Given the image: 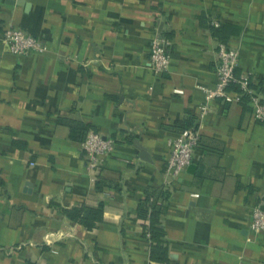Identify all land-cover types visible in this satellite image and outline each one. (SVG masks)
Here are the masks:
<instances>
[{
	"label": "crops",
	"instance_id": "1",
	"mask_svg": "<svg viewBox=\"0 0 264 264\" xmlns=\"http://www.w3.org/2000/svg\"><path fill=\"white\" fill-rule=\"evenodd\" d=\"M5 27L47 50L13 54ZM156 34L169 41L162 74ZM220 42L264 100V0H0V264H264V231L250 229L264 124L250 104L207 101ZM192 123L200 143L170 181L168 142ZM84 127L116 141L96 181ZM81 207L102 217L91 227L69 214Z\"/></svg>",
	"mask_w": 264,
	"mask_h": 264
},
{
	"label": "built area",
	"instance_id": "2",
	"mask_svg": "<svg viewBox=\"0 0 264 264\" xmlns=\"http://www.w3.org/2000/svg\"><path fill=\"white\" fill-rule=\"evenodd\" d=\"M219 26V22H212ZM3 39L8 43L9 49L16 55H28L33 52L43 53L47 50L45 43L38 37L26 31L13 27H5ZM150 65L157 73H164L169 69L170 50L169 41L161 34L153 37L150 52ZM239 62V52L229 47L224 42L218 43L217 75L218 83L214 88H204L207 101L220 98L234 101H241V94L238 92L230 95L229 87L232 84L238 85L239 89L251 95L252 116L255 121L264 124V100L257 91L250 87L251 74H236ZM182 93V90H176ZM209 111L208 106H203L201 116ZM201 134L198 125L179 132L168 142L170 155L166 162L165 173L170 181L176 180L180 174L192 163L195 151L200 143ZM116 141L112 137H105L97 131H90L82 142L84 152L88 159V167L94 172L93 181L98 178L104 156L114 151ZM197 195V194H195ZM250 229L260 233L264 231V193H261L260 200L253 209Z\"/></svg>",
	"mask_w": 264,
	"mask_h": 264
},
{
	"label": "trees",
	"instance_id": "3",
	"mask_svg": "<svg viewBox=\"0 0 264 264\" xmlns=\"http://www.w3.org/2000/svg\"><path fill=\"white\" fill-rule=\"evenodd\" d=\"M214 26V25H213ZM217 27V26H214ZM250 87L252 89H254L255 91H259L258 89L253 87V84H250ZM231 90H235V92L241 94V102L245 103V104H250L251 105V109H252V103H251V95L248 92L242 91L239 89L238 85L232 84L229 87V91ZM72 128V132H74L75 128L77 126H81L80 124L74 122V121H69V120H65ZM190 127H196V124L192 123L189 125H186L185 127L181 128L179 130V132L190 128ZM82 128V127H81ZM88 128H83V130H86V136L89 133V130H87ZM85 139V138H84ZM83 139V140H84ZM82 140V141H83ZM146 201H150V199H147ZM145 201V202H146ZM102 209V208H101ZM101 209H92V208H88V207H81V208H75L72 211L69 212V214L76 218L79 219L80 221H83L84 223L88 224L89 226H94L96 224V222H98L100 220V218L102 217V210ZM148 210V209H147ZM158 214H159V209H153L152 213H151V238L153 241L152 244V254H153V258L159 261L164 260L165 257V253H166V247L162 245L161 241H160V237L164 234L163 229L158 225Z\"/></svg>",
	"mask_w": 264,
	"mask_h": 264
}]
</instances>
